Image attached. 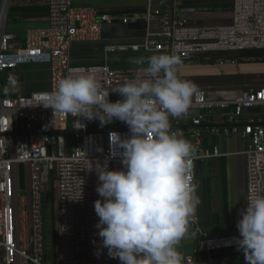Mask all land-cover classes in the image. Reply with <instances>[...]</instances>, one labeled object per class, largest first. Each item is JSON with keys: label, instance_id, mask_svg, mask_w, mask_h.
<instances>
[{"label": "built area", "instance_id": "obj_1", "mask_svg": "<svg viewBox=\"0 0 264 264\" xmlns=\"http://www.w3.org/2000/svg\"><path fill=\"white\" fill-rule=\"evenodd\" d=\"M181 2L159 0L157 6L150 4L146 14L116 17L101 14L95 8L77 7L74 0H48V27L28 31L25 46L16 50L10 48L14 36L4 30L5 18L0 14V76L23 66L44 65L49 69L50 84L47 91L8 97L3 95L0 80V264H15L17 260L21 264H120L118 259L108 257L107 249L99 257L96 254L101 250L98 243H93L99 242L94 202L101 197L95 190L97 174L88 169L101 165L109 171L123 170L120 156L114 155L110 146V134L128 138L129 129L120 121L101 126L98 120L89 121L82 116L54 115L43 104L58 81L69 75H92L109 89L110 102L122 99L111 89L135 78L137 67L114 69L109 63L111 54L175 53L182 60V70L197 65L201 59H212L219 67H234L239 64V54L264 52V0H233L228 9L231 22L217 26L188 24L180 16L195 10L184 9ZM167 10H171L172 18L160 21ZM141 22L147 24L142 41L107 44L102 64L74 63V47L101 43L106 26ZM197 89L199 94L193 97L189 114L171 120L172 130L196 149L195 182L198 162L228 156L218 149L205 150L203 140L207 135L224 139L242 136L246 140L240 153L246 162V198L250 188L263 194L264 121L245 116L249 110H264V85ZM218 114L220 125L207 126L208 120ZM62 131L76 134L57 133ZM20 165L29 175V191L19 190ZM52 172L59 231L57 263L48 260L51 250L46 228V195ZM195 228L199 229L196 245L192 256L184 257L183 264H227L224 260L204 258L203 252L234 249V238L239 235L209 238L198 223Z\"/></svg>", "mask_w": 264, "mask_h": 264}, {"label": "clouds", "instance_id": "obj_2", "mask_svg": "<svg viewBox=\"0 0 264 264\" xmlns=\"http://www.w3.org/2000/svg\"><path fill=\"white\" fill-rule=\"evenodd\" d=\"M128 62L138 66L137 76L111 89L122 99L110 102L109 89L92 75H69L58 81L43 105L54 115L82 116L101 126L120 121L129 129L128 138L110 134L123 170L101 165L88 169L97 174L95 190L101 197L94 202L99 242L93 243L101 250L97 256L107 249L108 257L120 264H183L179 249L183 240L197 237L199 229L192 226L198 223L201 199L195 182L196 149L172 130L171 120L189 114L198 89L179 77L182 60L175 53ZM21 88L19 78L10 73L3 95ZM239 215L236 250L243 253L245 264H264V194L250 188Z\"/></svg>", "mask_w": 264, "mask_h": 264}, {"label": "crops", "instance_id": "obj_3", "mask_svg": "<svg viewBox=\"0 0 264 264\" xmlns=\"http://www.w3.org/2000/svg\"><path fill=\"white\" fill-rule=\"evenodd\" d=\"M47 1H0V14L5 18L4 30L14 36V39L10 42L11 49L16 50L25 46L28 31L48 27L49 9ZM74 2L77 7L95 8L101 14L123 17L146 14L150 4L153 3L157 6L159 0H74ZM181 5L184 9L195 10L194 13L180 16L190 25L217 26L231 22L232 15L228 9L232 7L233 0H182ZM170 18H172L171 10H167L160 21ZM159 27L160 22L154 28L158 30ZM106 34L108 39L104 38L101 43L74 47V63L82 66L102 64L106 58L105 48L107 44H131L138 43L143 39L137 36V33H128L121 24L112 25L108 28ZM151 55L153 54L143 52L135 54L128 52L116 53L110 55L109 63L114 69L125 70L138 67L130 64L128 62L129 58ZM249 56L251 55L246 57L249 58ZM213 66H217L218 69L210 71L209 69ZM237 66L235 67L237 68ZM235 67H219L215 63H207L206 60L201 59L197 65L180 70L178 75L197 88L215 86L228 89L263 86L264 62H251L243 67L245 68L244 72L238 71L236 73L237 70L235 69H226ZM219 69H223L225 74H237V76L219 74L222 73ZM10 73H14L19 78L22 88L18 93L8 97L47 91L50 88L47 66L31 65L26 66L25 69L21 68L13 72H6L0 76L3 86H5ZM228 77H241L242 79L238 83H229V81L222 80L221 82L211 81L214 78L223 79ZM219 115L208 120L207 126L220 125L222 120ZM245 117L249 120H259L261 118L264 121V110H249L246 112ZM245 145L246 140L242 136L224 139L207 135L203 140V148L208 152L218 149L221 153L228 154L225 157L198 162L196 166V184L201 199V204L197 210L198 225L209 238L239 235L236 223L242 219V216L239 215L240 210L246 208V162L240 154ZM192 230H196L195 225L192 226ZM195 245V239L189 237L182 241L179 251L183 257L192 256ZM203 256L207 259L224 260L227 264H245L243 253L238 252L236 248L214 253L203 252ZM15 264H21V261L17 260Z\"/></svg>", "mask_w": 264, "mask_h": 264}, {"label": "trees", "instance_id": "obj_4", "mask_svg": "<svg viewBox=\"0 0 264 264\" xmlns=\"http://www.w3.org/2000/svg\"><path fill=\"white\" fill-rule=\"evenodd\" d=\"M251 56L249 58H255L257 62H264V52H249ZM207 63H214L212 59H207ZM241 77H228V78H214L211 81L221 82L226 81L229 83H238L241 81ZM210 82V80H209ZM264 85V83L262 84ZM55 180V179H54ZM55 185V182H54ZM49 199L47 201V219H46V228L48 235V243L51 250V254L48 257V260L57 263L58 261V252H59V231H58V216L56 209V198H55V188L53 184L49 189Z\"/></svg>", "mask_w": 264, "mask_h": 264}, {"label": "water", "instance_id": "obj_5", "mask_svg": "<svg viewBox=\"0 0 264 264\" xmlns=\"http://www.w3.org/2000/svg\"><path fill=\"white\" fill-rule=\"evenodd\" d=\"M110 27H112V26H106L104 28V36L107 33L108 28H110ZM124 28H125V30L128 33H137V36H140L141 38H144L146 36L147 24L145 22L131 23V24L127 25V26H124ZM103 38L108 39L107 34ZM229 76H237V74H232V75H229ZM57 133L58 134H62V135H74V134H76V132H74V131H62V132H57ZM18 185H19V190L20 191H26L27 184H26V174H25L24 165H20L19 166ZM46 198H47V200L50 198L49 194L46 195Z\"/></svg>", "mask_w": 264, "mask_h": 264}, {"label": "rangeland", "instance_id": "obj_6", "mask_svg": "<svg viewBox=\"0 0 264 264\" xmlns=\"http://www.w3.org/2000/svg\"><path fill=\"white\" fill-rule=\"evenodd\" d=\"M249 52H257V51H249ZM249 52H245V53H241V54H239L238 55V57H239V65L237 66V68L235 67V68H226V69H235V70H237V72L236 73H238V71H240V72H244L245 71V68H243L244 66H246V65H249L251 62H255V58H247L246 56L247 55H251V53H249ZM125 64H127V63H125ZM22 69H25L26 68V66H23V67H21ZM20 68V69H21ZM28 69V68H27ZM214 70V69H218V67L217 66H213L212 68H210L209 70L211 71V70ZM222 73H219V74H224V75H226V76H229V75H231V74H225V72H224V70L223 69H219ZM22 93V92H21ZM68 141H70V139L68 138ZM26 171H27V168H26ZM14 172H15V178L17 179V171L16 170H14ZM55 176H54V172H52V176H51V179H50V187H51V185L53 184V186H54V188H55V185H54V182H55ZM26 184H27V191H29V175H28V173L26 172ZM55 192H56V189H55ZM24 193V192H23ZM28 198H29V194H28ZM30 229V228H29Z\"/></svg>", "mask_w": 264, "mask_h": 264}]
</instances>
